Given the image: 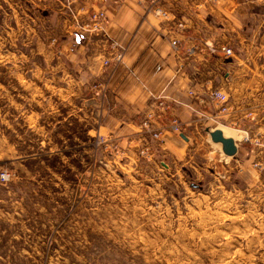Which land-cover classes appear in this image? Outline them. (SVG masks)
<instances>
[{"label":"rangeland","instance_id":"obj_1","mask_svg":"<svg viewBox=\"0 0 264 264\" xmlns=\"http://www.w3.org/2000/svg\"><path fill=\"white\" fill-rule=\"evenodd\" d=\"M41 2L0 0V264H264V171L203 123L175 153L102 125Z\"/></svg>","mask_w":264,"mask_h":264},{"label":"crops","instance_id":"obj_2","mask_svg":"<svg viewBox=\"0 0 264 264\" xmlns=\"http://www.w3.org/2000/svg\"><path fill=\"white\" fill-rule=\"evenodd\" d=\"M26 1L31 6L32 0ZM41 1L44 18L54 21L46 22V31L51 32L52 27L59 36L54 55L56 78L86 83L108 120L102 125L117 126L129 135L155 106V95L167 91L189 102L190 88L202 96L221 89L230 98L226 113L217 107L199 106L197 101L193 104L217 120L204 118L187 106H176L162 128L164 151L185 148L180 144L188 143V132L195 133L203 123L234 138L238 152L229 157L246 160L252 167L258 163L264 171V0H158L170 14L167 19L150 11L151 0L117 4L113 0H79L77 10L80 5L87 10L102 8L108 20L102 31H77L68 39L63 30L67 32L65 27L73 22L62 11L61 0ZM78 13L86 19L87 11ZM177 22L183 28H177ZM174 38L179 39L178 49L171 44ZM210 45L228 46L234 55L210 53ZM192 47L195 51L190 54ZM117 51L125 52L123 61L105 65ZM173 116L182 121L183 135L169 130L168 120ZM245 130L261 144L243 142Z\"/></svg>","mask_w":264,"mask_h":264},{"label":"built area","instance_id":"obj_3","mask_svg":"<svg viewBox=\"0 0 264 264\" xmlns=\"http://www.w3.org/2000/svg\"><path fill=\"white\" fill-rule=\"evenodd\" d=\"M123 0H113L115 4L120 3ZM158 0H151L150 11H152L155 15L163 18H169L170 14L164 8L161 7L159 3H156ZM63 5V10L65 14L71 17L72 24H67L65 27L69 35H73L77 31H86V32H95L102 31L105 29L106 22L108 20L107 11L105 9H88L80 5L79 10L76 9V3H79V0H61ZM61 8V9H62ZM87 11V16L85 20H82L79 16L78 12ZM177 28H183L182 22H177ZM171 44L174 49H178L179 47V39L174 38L171 40ZM195 51V47L188 49L190 54H193ZM210 53L222 52L227 57H232L234 55V51L232 48L228 46H209ZM125 52L117 51L113 54V61L106 59L104 61L105 65H110L111 62L114 64H119L124 59ZM187 97H189V102L183 101L179 97L174 94H170L167 91H163L160 94L154 96L155 106L153 109L147 113H145L144 118H142L140 122V128L145 129L147 132L151 133L153 140L157 142L163 141L162 133L163 127L166 123L167 116L176 110V106H187L192 108L195 112L200 114L204 118L217 120L215 115L209 116L203 112V110L194 107V101H197L199 106L207 105L209 107L218 108L220 113H226L229 110V101L230 98L226 92L221 89H211L205 96L198 94L193 88H190L187 91ZM169 121L168 128L171 132L176 134L184 133L182 121L177 116H173ZM242 141L248 142L251 144H261L259 139H253L247 130L242 133ZM255 167L260 168L261 165L258 163H254ZM4 174L3 177H5Z\"/></svg>","mask_w":264,"mask_h":264},{"label":"water","instance_id":"obj_4","mask_svg":"<svg viewBox=\"0 0 264 264\" xmlns=\"http://www.w3.org/2000/svg\"><path fill=\"white\" fill-rule=\"evenodd\" d=\"M209 131L212 141L220 143L222 145V151L227 156H235L238 152V146L234 138L225 136L224 132L220 128L210 129Z\"/></svg>","mask_w":264,"mask_h":264}]
</instances>
